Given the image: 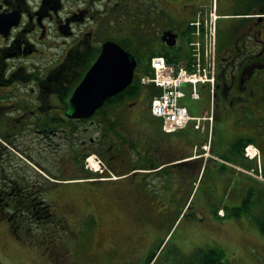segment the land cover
Masks as SVG:
<instances>
[{
  "label": "flooded vegetation",
  "instance_id": "af4514ba",
  "mask_svg": "<svg viewBox=\"0 0 264 264\" xmlns=\"http://www.w3.org/2000/svg\"><path fill=\"white\" fill-rule=\"evenodd\" d=\"M163 5L175 17H189L188 21L213 7L218 16L219 58L209 97L211 120L205 131L182 132L184 140L175 155L160 137L138 145L137 138L132 143L119 135L120 123L128 124L132 108L147 99L141 86L133 89V95L108 99L90 118L70 117V98L80 83L72 90L68 86L72 64L84 63L88 55L97 58L105 41L130 39L135 31L145 35L153 18H166L160 9ZM104 38L99 46L94 44ZM127 132L132 138L138 136L135 129ZM245 144L259 149L263 179L264 0H0V221H5L0 223V264H49L46 257L57 241L55 232L48 223L29 224L20 216L54 221L46 200L76 193L66 185V178L85 173L90 152L99 154L106 165L98 178L110 177L109 171L128 177L118 181L119 186L151 173L150 189L136 185L129 192L152 198L170 188L167 174H175L176 182H194L203 165L211 170L209 180L218 189L230 180L231 167L216 162L235 160L252 167L240 156ZM191 149L194 157L187 156ZM174 156L180 160L172 167L164 164ZM6 165L14 168L13 174L7 173ZM30 167L36 170V178L21 173ZM47 168L57 173L49 174ZM235 183L239 188L244 185L242 179ZM14 200L20 202L13 204ZM240 205L229 200L214 215L225 220L227 212ZM221 210L225 217L218 214ZM62 230L70 232L64 226Z\"/></svg>",
  "mask_w": 264,
  "mask_h": 264
},
{
  "label": "rangeland",
  "instance_id": "374dc122",
  "mask_svg": "<svg viewBox=\"0 0 264 264\" xmlns=\"http://www.w3.org/2000/svg\"><path fill=\"white\" fill-rule=\"evenodd\" d=\"M160 9L165 12L160 13H164L166 18L160 19L159 16L153 18L145 35L149 32L157 37L156 47L159 50L160 44L163 43L161 41L163 32L172 30L178 34L177 48L181 50L180 54H186L189 47L188 33L185 30L189 17H175L173 13L166 11L168 8L164 5ZM191 16L192 14H190ZM139 23L142 25V22ZM135 29H137V23ZM141 34L139 33L140 37ZM136 35L138 34L135 31L133 38L127 39L120 36L122 38L118 37L114 41L129 45ZM129 36L131 37V35ZM105 39H96L94 44L99 46ZM56 52L60 53L61 51L56 50ZM86 58L88 59L84 63L79 64L76 61L75 66L72 64L73 71L71 80L68 82L71 90L81 81L95 56L88 55ZM73 73L78 77L74 78ZM140 74L142 72H138V75ZM136 80L139 83L138 78ZM140 86L147 92L145 93L147 99L141 107L134 106L132 108L134 115L128 124L120 123V132L124 133L125 139L133 143L137 138L138 141L134 142L139 145L147 140H158L160 137L161 143L169 147L175 148L182 144L184 140L182 132L167 135L162 131L161 119L153 117L150 112L151 92H148L147 87ZM200 93L202 96L200 101L186 100L185 104L191 110H198L204 116L205 111L210 109V99L206 90L201 89ZM201 123L199 132L205 131L202 128L206 126L207 121L202 120ZM128 128L135 129L134 133L138 136L132 138L130 133H126ZM189 129H194L193 123L187 128V130ZM90 131L87 133L88 137L92 134ZM233 141L234 139H230V143ZM94 154L99 155L93 151L87 156ZM233 162L239 163L235 160ZM14 163L17 164V162ZM14 163L12 166L15 165ZM251 163L252 167H256V161H251ZM239 164L245 168L250 167L244 163ZM84 165L85 173H81L82 175L70 174L71 177L93 175V172L86 166V161ZM6 167L7 173L13 174L14 168L10 169V165H6ZM22 169L21 173L36 178L37 172L33 167ZM46 170L49 174L57 173L52 168L50 171L48 168ZM232 170V178L221 183L218 189L214 188L215 185L210 184L211 170L207 166H203L198 174L200 178L196 184L182 181L178 189H170L163 197L130 198L119 201L117 198L114 199L115 202L108 205L110 209L115 210V214L110 216L112 218L110 226L115 231L111 235L103 232L106 231L104 227L95 230L97 224L100 226L105 223L106 216L100 215V213L99 215H82L86 210H95L99 207H97L95 199L87 198L88 192L82 194L81 190L74 194L81 199H73L72 204L67 202L66 195L46 200V203L51 204L56 211L58 209L64 211L68 207L75 208L71 211L77 210V216L67 217L69 222L66 224L60 222L58 215L54 221L48 222L37 221V219L26 215L20 217L22 222L29 224L48 223L49 228L55 232V236L58 237L57 241H54L48 258L46 257L49 264H149L150 258L147 259V257L153 255L155 257L151 264H199L200 252L208 251L214 247L225 252V259L229 264H264V179L260 180V178H254L249 174L240 173L246 179L247 184L239 188L231 180L235 175ZM250 189H254L255 193L249 213L243 214L240 219L228 216L225 220L214 215L215 211L229 200H232L233 204L242 203ZM160 209L165 211L164 216L162 213L159 215ZM219 213H223L221 217H225L224 211L221 210ZM199 216H203L202 221H200L201 219L198 221L197 217ZM193 221L196 222V225L190 227V223ZM0 223H5V221H0ZM62 226L67 230L71 229L72 232L64 233ZM37 233L41 234L39 230ZM42 239V236L38 237L39 242Z\"/></svg>",
  "mask_w": 264,
  "mask_h": 264
},
{
  "label": "built area",
  "instance_id": "2783aa9c",
  "mask_svg": "<svg viewBox=\"0 0 264 264\" xmlns=\"http://www.w3.org/2000/svg\"><path fill=\"white\" fill-rule=\"evenodd\" d=\"M217 15L214 11L204 17L198 16L191 22V42L189 61L168 62L165 57H154L151 66L153 76L142 77L143 84H154L162 94L152 102V113L163 121L167 133L184 129L190 121L198 123L205 118L193 117L183 100L201 98L199 86H213L217 71ZM247 155L253 158L257 150L247 147ZM101 164V161L98 160Z\"/></svg>",
  "mask_w": 264,
  "mask_h": 264
},
{
  "label": "water",
  "instance_id": "95a60500",
  "mask_svg": "<svg viewBox=\"0 0 264 264\" xmlns=\"http://www.w3.org/2000/svg\"><path fill=\"white\" fill-rule=\"evenodd\" d=\"M178 34L165 31L162 41L177 45ZM137 60L114 41L103 43L101 52L70 98L71 118H90L111 97L128 88L134 79Z\"/></svg>",
  "mask_w": 264,
  "mask_h": 264
},
{
  "label": "crops",
  "instance_id": "0c3cea01",
  "mask_svg": "<svg viewBox=\"0 0 264 264\" xmlns=\"http://www.w3.org/2000/svg\"><path fill=\"white\" fill-rule=\"evenodd\" d=\"M193 102V101H190ZM193 105H196L195 103H193ZM207 111V110H206ZM206 113V112H205ZM192 114L195 116H202L201 113H199L198 110H192ZM119 135H124V133H119ZM172 135V134H170ZM166 149L168 152L172 153V151L174 150V152L172 153V155L176 154V147H169L166 146ZM206 151V150H205ZM193 152V153H192ZM194 150L191 149V151L189 152V154L187 156H193ZM194 157V156H193ZM207 157V155L205 154L203 159L205 160ZM180 158H175V156L171 159H167L166 161H164V164L167 166L172 167L173 164H175L177 161H179ZM216 165L221 164L220 162H216ZM215 164H213V168L216 167ZM199 172H197V178L194 180V184H196L198 182L199 179ZM97 174L91 175V176H79V177H67L66 178V185L70 188V189H75L74 191L77 194L78 191H82L81 193L84 194V192H88V197L89 199H95L94 201L97 202V207H99V209H90V210H86L84 214V216H89V215H103L106 216V220L105 223L103 225H96V229H98L99 227H104L106 229L105 232L108 235H111L112 232L115 233V231L113 230V228L110 226V223L112 222V218L110 216L114 215L115 210L110 209L108 207V205H110L111 203H114L115 200L114 199H118L119 200H126V199H130V198H137V199H145V198H151L148 196H145L143 193L141 194H135V193H130L129 191V187L132 186H139L140 189H145L146 187L148 189H150L149 187H151L154 183V177L150 174H143V175H139L138 177H136L131 183L126 182L124 186H119L120 184L118 183V181H126L128 177H125L123 175H116L114 177H103V178H98ZM176 175L175 174H167L166 176V181L167 184L170 186V188L167 190L169 191L170 189H178L181 186V182H176L175 180ZM232 178V177H231ZM238 179H242L243 181H245L246 179L244 177H242L240 174H237L236 176H234V180L235 182H237ZM232 180V179H231ZM210 184L212 186H214V182L211 181ZM164 192L163 194H160L157 196V198L163 197L166 193ZM74 194H67L65 198H67V202L72 204L73 199H81V198H77ZM71 209H75L74 207H68L66 208L64 211L63 209H58L57 211L54 209L56 215L62 217L64 220H66V222L68 223L69 221L67 220V217L69 218L70 216H77V210H72ZM160 213H162V215H165V211H163V209L159 210V215H161ZM110 217V218H109ZM198 218V217H197ZM109 223V225H108ZM196 222L193 221L190 223V227H194L196 224ZM70 232L71 229H69ZM73 233H75V231H73ZM102 234V233H101ZM151 256H148L147 259H149ZM141 264V263H140Z\"/></svg>",
  "mask_w": 264,
  "mask_h": 264
},
{
  "label": "trees",
  "instance_id": "16d2710c",
  "mask_svg": "<svg viewBox=\"0 0 264 264\" xmlns=\"http://www.w3.org/2000/svg\"><path fill=\"white\" fill-rule=\"evenodd\" d=\"M156 39L157 37H155V35L147 34L144 37V35L141 34V37H140V35L138 34L136 35V37L132 40V42L129 45L125 43H121L122 47L125 50L129 51L136 58L138 62L137 72H142V74L151 75L152 72H151L150 62H151L152 57L157 56V55H165L169 61H171L172 59L178 60L182 58V55L180 54L179 50L168 48L167 46L164 45V43L160 44V49L158 50V48L156 47L158 40ZM137 78L139 82V76L136 75L135 82L131 86H129L126 90L119 93L115 98L110 99V101L111 100L114 101L115 99L117 100V98H120V97H126V96L133 95L135 93V92L133 93V89L137 90L140 87V83H137V80H136ZM150 89H151L150 92H151L152 98L155 95L160 93L159 90L155 89L152 86H150ZM246 145L247 144H245V146ZM243 152L244 151L241 150L240 152L241 157H243ZM254 193H255L254 189H250L248 191V195L244 198L241 205L230 209V211L228 212V215L231 216L232 218L240 219L243 216V214L249 213V211L251 210L252 204H253L252 200H253ZM12 202L13 204H16V203H19L20 201L14 200ZM47 206L50 209V214L52 218H56L55 211L53 207L51 206V204ZM59 220L63 224L67 223L66 220H64L63 218H60ZM225 256H226L225 252L222 249L218 247H214V248L209 249L208 251L200 252V255H199L200 263L199 264H229L226 261ZM154 257L155 255L150 257L149 264H151Z\"/></svg>",
  "mask_w": 264,
  "mask_h": 264
},
{
  "label": "bare ground",
  "instance_id": "6f19581e",
  "mask_svg": "<svg viewBox=\"0 0 264 264\" xmlns=\"http://www.w3.org/2000/svg\"><path fill=\"white\" fill-rule=\"evenodd\" d=\"M180 67L181 68H183L184 67V63H181L180 64ZM90 161L93 163V167L95 168V169H97V168H99V164L97 163V161L94 159V158H90Z\"/></svg>",
  "mask_w": 264,
  "mask_h": 264
}]
</instances>
